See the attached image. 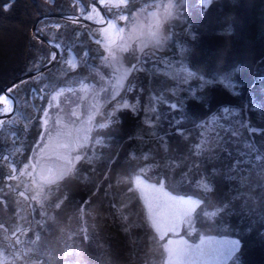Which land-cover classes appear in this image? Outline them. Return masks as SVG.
I'll return each mask as SVG.
<instances>
[{
    "label": "trees",
    "instance_id": "1",
    "mask_svg": "<svg viewBox=\"0 0 264 264\" xmlns=\"http://www.w3.org/2000/svg\"><path fill=\"white\" fill-rule=\"evenodd\" d=\"M78 1L0 0V98L7 96L3 85L54 56L31 32L39 16L35 33L59 48L52 66L11 87L28 92L30 104L13 94L14 111L0 119V231L13 237L4 243L0 235L3 264H161L163 250L131 183L142 169L148 181L161 182L173 195L198 200L196 233L235 238V264H264V0H210L207 6L184 0L175 34L185 47L186 83L175 82L162 59L146 58V66L159 68H141L130 77L125 98L135 110L117 109L109 118L97 114V123L112 122L90 130L72 170L39 189L42 202L30 199L36 187L16 185L28 171L39 132L31 94L45 90L42 81L34 85L31 79L50 73L58 78L62 70L77 79L87 73L86 51L114 53L112 47L101 50L93 27L71 19ZM139 1L129 2L124 13L148 0ZM59 13L65 16H51ZM69 60L76 66L69 68ZM223 109L235 113L225 117ZM214 115L218 120L210 126ZM17 191L28 202L15 199Z\"/></svg>",
    "mask_w": 264,
    "mask_h": 264
},
{
    "label": "rangeland",
    "instance_id": "2",
    "mask_svg": "<svg viewBox=\"0 0 264 264\" xmlns=\"http://www.w3.org/2000/svg\"><path fill=\"white\" fill-rule=\"evenodd\" d=\"M97 1L103 9L104 17L96 7L92 5L84 7L79 1L76 12L78 16L101 24L99 26L85 25L90 27V31L93 29L92 32L102 45L100 47L102 51L113 48L115 59L113 55L107 56L106 52L99 55L96 52L97 49L91 48L84 54L86 58L88 52L91 54L90 60H86L89 65L85 75L75 79L74 75L62 70L58 78L50 73L36 75L31 79L34 85L35 83L40 85L42 81V88L45 90L41 88L43 91L41 90V94L37 97L34 92L31 94L34 100L31 106L39 110L37 118L39 132L37 139L30 145V155L26 166L28 173L22 172L16 185H23L21 188L27 189L26 191H30L29 184L30 187H36V193L29 192L30 199H36V201L42 202L45 197L39 189L65 177L79 161L76 157L84 154L90 130L106 123V120L97 123L95 121L97 114L104 113L109 118L115 110L123 108L121 105L128 103L125 94L131 86L130 77L141 68L143 70L140 71L144 73L150 70L157 71L159 67L155 63L145 65L146 58L162 59V64L166 65L165 68L174 75L171 78L179 85L186 83V77H183L186 67L182 61L185 47L178 42L175 34L184 12V0H171L173 6L168 9L172 13L171 17H167L165 12L170 0H148L127 13L124 12L128 3L139 0ZM201 1L205 5L204 0ZM157 19L161 21L159 27L156 26ZM53 25L58 26V23ZM151 32H156V36L150 35ZM79 56L82 59L83 56ZM83 62L82 60L81 64ZM91 62L95 63L96 67L93 64L90 65ZM71 63L73 64L72 60ZM39 64L40 62L37 65ZM165 71L163 70L162 74ZM62 76L69 80H63ZM10 83L2 87L8 86L6 92L12 90L10 92L19 101L22 98L25 104L29 105L26 97L28 92L23 91L21 87L13 91L15 89L11 88ZM178 88L179 86L176 91ZM53 96H56V100L52 99ZM3 99L9 101V113H11L10 99L7 97ZM42 100L44 103L40 105ZM4 108L3 103L2 109ZM32 109L30 108V111ZM152 110V102H150L146 106V112L150 114ZM225 110L227 109L222 110V116L226 117L235 113V110ZM45 113L48 115L45 116ZM217 120L218 116L214 115L208 122L212 126ZM144 172L145 170L142 169L132 175L131 183L139 194L147 222L154 236L159 239L155 238L163 250L161 264H169L168 249L182 254L179 264H235L238 247L231 255L228 254L234 242H238L235 238L196 233L194 211L198 206V200L188 196L173 195L161 182L148 181L143 175ZM26 175H28L27 178ZM21 192H15V199L19 196L22 198L21 203L25 204L28 202V197L21 195ZM0 228L4 229L3 226ZM0 235L4 243L13 238L12 235L7 236L8 234L4 231H0ZM11 250H13L12 253L17 252V249L11 248ZM2 261L6 262V257L0 254V264H3Z\"/></svg>",
    "mask_w": 264,
    "mask_h": 264
},
{
    "label": "water",
    "instance_id": "3",
    "mask_svg": "<svg viewBox=\"0 0 264 264\" xmlns=\"http://www.w3.org/2000/svg\"><path fill=\"white\" fill-rule=\"evenodd\" d=\"M86 1H87L88 3H90L91 5H93L94 7H96L97 10L101 13V16L104 17L103 9H102L101 6L99 5V2H98V1H96V0H86ZM51 16L64 17L65 15H64V14H53V15H51ZM43 17H44V16H39V17L33 22L32 26H31V32L33 33V35H34L35 37H37L38 39H40L41 41H43V42H45V43H48V44L52 47V49L54 50V56H53V57H55V59H53V57H52V59H51L49 62H47L46 64H43V65H41V66H38L37 68H35L34 70H31L30 72H27V73L21 75L20 77L16 78L14 81H12V82L10 83V85H12L13 83H16L17 81H20V80H22V79H24V78H27V77H29V76H31V75L38 74V73H40V72H42V71L48 69L50 66H52V65L54 64V62L56 61V59H57V57H58V55H59V48H58V47H55L54 44L50 43V41H49L47 38L42 37V36H40L39 34H36V33H35V25H36L37 21H39V20L42 19ZM71 19H73V20H75V21H77V22L83 23V24L90 25V26H99V25H101L100 23H97V22H95V21H90V20H88V19H86V18H83V17H81V16H78V15H72V16H71ZM104 21H106V19H105ZM7 88H8V86L3 88V89H4V90H3V93H4V94H5V91H6ZM5 95H7V96L10 98V96H9L8 94H5ZM10 102H11V110H12V107H13V105H14V100H13V98H10ZM9 112H10V110L7 111L3 116H0V118H1V117H7V116H9Z\"/></svg>",
    "mask_w": 264,
    "mask_h": 264
},
{
    "label": "snow or ice",
    "instance_id": "4",
    "mask_svg": "<svg viewBox=\"0 0 264 264\" xmlns=\"http://www.w3.org/2000/svg\"><path fill=\"white\" fill-rule=\"evenodd\" d=\"M209 2H210V0H204L205 6H207V4ZM172 6H173V4H172V2L170 0L169 5L165 8V12L167 14V17H171L172 16L171 11L168 10ZM160 23H161V21L159 19H157L156 20V26L159 27ZM150 35H152L153 37H155L156 36V32H151ZM110 55H113V59H115V56H114L113 53L110 52ZM53 59H55V57H53ZM68 64H69L70 67H75L71 63V61H69ZM133 68H135V66H133ZM52 99L53 100H56V96H53ZM0 102L4 103V105H5V108L2 109V110H0V111L7 112V111L10 110L9 101L7 99L0 98ZM121 107H123V108H130L131 107L133 110H135V106H131L127 102H125L123 105H121ZM225 111H227V110H225ZM47 115H48V113H45V116H47ZM110 115H114V112L111 113ZM111 122L112 121L109 120L107 123H104V124L99 125V127H101V128L108 127V123H111ZM3 123L4 122L0 121V126H2ZM149 127H151V123H149ZM97 143H100V141H97ZM144 158L147 159L148 157L145 156ZM80 159H81L80 156H77L76 157V160H80ZM13 171H14V169H13ZM8 178L11 179V177H8ZM201 186L204 188L205 191H211L212 190L211 186L209 184H207V183L201 182ZM21 195H23V193H21ZM59 206H60L59 204L56 205V207H59ZM124 219L126 220L127 217H125ZM125 231H127V229H125ZM237 247H238V242H234L232 248H230L228 250V254L231 255L232 252L236 251ZM168 252H169V264H179V261L181 260L182 254L181 253H178V252H175L173 249H168Z\"/></svg>",
    "mask_w": 264,
    "mask_h": 264
},
{
    "label": "bare ground",
    "instance_id": "5",
    "mask_svg": "<svg viewBox=\"0 0 264 264\" xmlns=\"http://www.w3.org/2000/svg\"><path fill=\"white\" fill-rule=\"evenodd\" d=\"M32 76H34V75H31V76H29V77H32ZM29 77H27V78H29ZM27 78H24V79H27ZM24 79H22V80H24ZM22 80H20V81H17L16 83H13L12 85H11V87H13V86H15L17 83H19V82H21ZM5 94H7V92L5 91ZM7 98H8V96H6ZM15 101H14V105H13V107H12V110H11V113L14 111V109H15ZM11 113H9L10 115H11ZM4 117H1L0 119H3Z\"/></svg>",
    "mask_w": 264,
    "mask_h": 264
},
{
    "label": "clouds",
    "instance_id": "6",
    "mask_svg": "<svg viewBox=\"0 0 264 264\" xmlns=\"http://www.w3.org/2000/svg\"><path fill=\"white\" fill-rule=\"evenodd\" d=\"M7 94H8V93H7ZM9 96H10V98H13L11 95H9ZM8 98H9V97H8ZM10 98H9V99H10ZM13 100H14V99H13Z\"/></svg>",
    "mask_w": 264,
    "mask_h": 264
},
{
    "label": "flooded vegetation",
    "instance_id": "7",
    "mask_svg": "<svg viewBox=\"0 0 264 264\" xmlns=\"http://www.w3.org/2000/svg\"><path fill=\"white\" fill-rule=\"evenodd\" d=\"M12 97H13V93L12 94H10ZM14 99V98H13Z\"/></svg>",
    "mask_w": 264,
    "mask_h": 264
}]
</instances>
